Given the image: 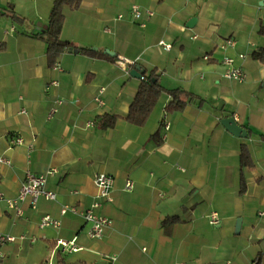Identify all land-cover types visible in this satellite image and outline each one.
Here are the masks:
<instances>
[{
    "label": "crops",
    "instance_id": "0c3cea01",
    "mask_svg": "<svg viewBox=\"0 0 264 264\" xmlns=\"http://www.w3.org/2000/svg\"><path fill=\"white\" fill-rule=\"evenodd\" d=\"M52 3L0 0V158L10 161L0 164V191L15 198L27 171L57 170L46 183L54 201L41 199L35 209L24 202L16 216L0 200V235L15 238L0 242V264H264V62L252 57L264 50V0H79L76 9L64 6L60 31L73 47L50 65L45 42L34 35L47 27ZM132 5L153 12L144 27L131 21ZM227 38L235 44L222 49ZM224 57L234 59L244 81L223 77ZM135 65L155 70L165 89L204 101L166 113L164 93L143 125L128 122L141 82L130 75ZM105 114L116 123L101 129L96 118ZM230 117L246 138L221 125ZM164 119L168 131L160 128ZM15 136L24 145L9 146ZM244 144L254 167L243 170L242 190ZM99 173L114 178L111 201L97 210L111 223L90 239L82 212L96 201ZM64 205L76 212L62 215ZM210 212L219 215L217 225L208 223ZM43 215L59 225L40 227ZM60 239H75L79 250L62 252Z\"/></svg>",
    "mask_w": 264,
    "mask_h": 264
},
{
    "label": "built area",
    "instance_id": "2783aa9c",
    "mask_svg": "<svg viewBox=\"0 0 264 264\" xmlns=\"http://www.w3.org/2000/svg\"><path fill=\"white\" fill-rule=\"evenodd\" d=\"M129 16L132 22H135L140 27H144L146 23L147 18H151L153 16V12L150 10H143L137 5H132L129 8ZM124 15L122 13L118 14L116 16V20H122ZM195 38V37H193ZM235 44V41L231 38L224 39L221 43V48H229L232 47ZM159 46L164 50L168 51L170 50V44L165 43L163 41L159 42ZM240 58H243V55L239 56ZM204 59H207L206 56H204ZM223 65L225 66V71L223 73V77L226 79H232L238 82H242L246 79L244 72L234 64V59L231 57H224L223 58ZM118 64L122 66L132 65L133 63H130L128 61L119 60ZM51 85L55 86L56 82H52ZM104 89H100V93ZM95 100L101 104L102 102L99 100V98H95ZM62 103L60 99H57L55 101V105L50 109L48 118H51L56 112L57 107ZM24 113V111H22ZM162 128L165 131H168L170 129V123L164 119L162 121ZM24 139L21 136H15L12 137L9 141V146H21L24 145ZM29 149L32 148V144H28ZM0 164L10 165V161L5 158H0ZM57 173L56 169H50L45 173L42 174H33L31 172H26L24 179L22 181L21 187L19 189V192L15 198H7L3 195V193L0 191V200L4 201L7 208L14 212L16 216L22 215V209L21 204L24 202H28L30 207L32 209L36 208V205L39 200L43 199L46 201H54L56 199L55 192L48 190L46 188L47 178L49 176H53ZM94 184L97 189L96 194V201L93 202L87 209H85L82 212V216L84 220L90 225V228L88 230V237L90 239H100L103 236V232L105 228L111 223L110 220L98 214L97 210L101 205L102 201H111L110 191L114 183V178L111 175H107L104 173H99L94 176ZM133 189V182L130 180H127L124 185V190L126 192H130ZM67 212H76L75 207H70L67 205H64L60 209V213L63 215ZM261 215H264V213H261ZM208 223L210 225H217L220 221L219 215L216 212H210L207 215ZM59 225V222L56 220H53L49 215H43L40 219V227H48L53 226L57 227ZM15 241L14 237L0 235V242H13ZM56 247L61 249L62 252L65 251H78L79 248L75 246V239L66 241V240H58L56 242ZM250 264H260L258 259H254Z\"/></svg>",
    "mask_w": 264,
    "mask_h": 264
},
{
    "label": "trees",
    "instance_id": "16d2710c",
    "mask_svg": "<svg viewBox=\"0 0 264 264\" xmlns=\"http://www.w3.org/2000/svg\"><path fill=\"white\" fill-rule=\"evenodd\" d=\"M79 5V0H53L51 10L47 17V27L44 31H40L34 35L45 42L46 45V57L50 65H53L55 60L66 50L71 49L73 45L69 42L63 41L60 38V31L64 22L63 8L68 6L70 9H76ZM11 17L19 19L14 13H8ZM264 33V28L260 29ZM3 49V45H0V50ZM81 53L98 55L97 52L91 51L89 48H78ZM264 50L255 51L252 53V57L264 62ZM132 66V65H131ZM169 95V101L165 105L166 113H173L181 111L186 105L193 101H204L199 96L192 92L176 88L173 90L165 89L158 81V75L155 70L145 72L142 75L141 82L139 84L137 93L132 101L126 120L134 125L141 126L148 119L152 112L157 100L162 94ZM117 117L114 115H101L96 118V124L101 128H111L115 125ZM162 127V123L160 128ZM158 131L153 135H157ZM264 137V135H261ZM254 163L251 158L248 147L244 144L240 147L239 152V167L238 175L240 177V183L242 190L245 186L243 180V170L252 169ZM62 264V263H61Z\"/></svg>",
    "mask_w": 264,
    "mask_h": 264
},
{
    "label": "water",
    "instance_id": "95a60500",
    "mask_svg": "<svg viewBox=\"0 0 264 264\" xmlns=\"http://www.w3.org/2000/svg\"><path fill=\"white\" fill-rule=\"evenodd\" d=\"M195 23H196V18H191L187 22L186 26L192 28ZM40 28H42V30L46 29V27L42 25H40ZM93 50H96V48H93ZM105 53L107 55L114 56V53H111L109 51H105ZM144 73H145L144 69H141L140 66L138 65H135L134 68L130 71V75L138 79H141ZM220 123L229 133H231L236 137L246 138L248 135L246 129L238 125L232 117L221 119ZM239 228H240V220H238L236 223V232L239 231Z\"/></svg>",
    "mask_w": 264,
    "mask_h": 264
}]
</instances>
